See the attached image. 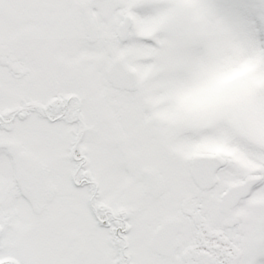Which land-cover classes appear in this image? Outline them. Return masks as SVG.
Segmentation results:
<instances>
[{
	"label": "snow or ice",
	"instance_id": "6c2138e0",
	"mask_svg": "<svg viewBox=\"0 0 264 264\" xmlns=\"http://www.w3.org/2000/svg\"><path fill=\"white\" fill-rule=\"evenodd\" d=\"M0 264H264V0H0Z\"/></svg>",
	"mask_w": 264,
	"mask_h": 264
}]
</instances>
